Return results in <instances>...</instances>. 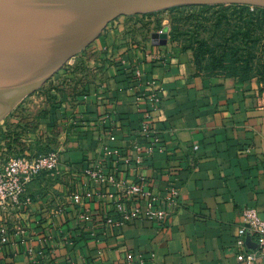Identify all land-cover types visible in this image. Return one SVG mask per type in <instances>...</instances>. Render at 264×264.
Wrapping results in <instances>:
<instances>
[{"label":"crops","instance_id":"1","mask_svg":"<svg viewBox=\"0 0 264 264\" xmlns=\"http://www.w3.org/2000/svg\"><path fill=\"white\" fill-rule=\"evenodd\" d=\"M111 32L95 40L93 54H109L73 104L30 100L59 112L45 130L59 128L60 164L28 186L21 207L0 211V264H247L235 241L246 208L264 218V80L200 70L170 39L123 48ZM98 169L104 180L93 177ZM135 183L166 219L110 222L121 218L120 200L135 204L125 192ZM246 243L257 246L250 235Z\"/></svg>","mask_w":264,"mask_h":264},{"label":"rangeland","instance_id":"2","mask_svg":"<svg viewBox=\"0 0 264 264\" xmlns=\"http://www.w3.org/2000/svg\"><path fill=\"white\" fill-rule=\"evenodd\" d=\"M252 16L256 18L252 19ZM262 16L264 7L254 5H177L155 11L121 15L110 22L111 26L109 23L105 31H112L111 33L121 37L123 40L121 46L126 48L127 43L149 44L152 33L160 32L163 27L169 26L171 42L178 48L189 51L196 64L200 61L202 67H207L221 58H223L221 64H227L223 54L228 51L232 55L233 71L236 75L260 78L259 70L264 64ZM94 43L95 41L78 53L73 63L67 61L41 87L26 96L21 104H17L0 120V145L7 146L10 151L18 150L17 152L22 153L27 151L44 154L58 150L59 128L54 123L50 132L46 131L45 119L52 117L53 122H56L59 112L53 105L49 108L46 104L42 109L41 103L38 106L37 103L32 105L30 100L43 96L50 104L57 99L59 102L70 99V104H73L78 94L86 87L88 73L95 71L100 55L109 54L110 46L93 54ZM87 57L89 58L86 62ZM101 60L100 66L106 63ZM106 60L109 61V57ZM215 70L222 74L227 73L220 66ZM46 134L48 140L45 142L43 137ZM31 136H35L36 144L29 147L26 144L28 142H23L22 139L26 140Z\"/></svg>","mask_w":264,"mask_h":264},{"label":"water","instance_id":"3","mask_svg":"<svg viewBox=\"0 0 264 264\" xmlns=\"http://www.w3.org/2000/svg\"><path fill=\"white\" fill-rule=\"evenodd\" d=\"M192 4L264 7V0H0V120L117 17ZM168 39L169 26L152 33L154 45Z\"/></svg>","mask_w":264,"mask_h":264},{"label":"built area","instance_id":"4","mask_svg":"<svg viewBox=\"0 0 264 264\" xmlns=\"http://www.w3.org/2000/svg\"><path fill=\"white\" fill-rule=\"evenodd\" d=\"M137 80H143V74L140 70H135ZM148 84H152L149 81ZM147 98L154 105L158 102L156 93L148 92ZM3 146L0 154V211L3 213L10 212L23 204V198L28 186L39 176L48 174L54 176L59 169L60 154L58 151H50L44 154L25 153L10 151L7 146ZM141 151V147L135 146ZM150 146L147 152H152ZM94 178L104 180L103 172L97 170L92 172ZM109 180H114L109 177ZM126 195L135 200L131 209H127L125 201L120 200L117 203V211L120 220H110L113 225H122L125 222H131L135 219H157L164 220L168 212L158 206L157 197L149 191L143 183H135L125 188ZM177 194L172 189V195ZM76 201H80V196H76ZM245 223L239 228L235 245L237 248L238 260L247 264H255L258 258H264V218H262L257 209L246 208L243 211ZM252 236L256 241V248H248L246 236ZM5 240V239H4ZM43 252L40 251V255ZM126 264H133L129 259Z\"/></svg>","mask_w":264,"mask_h":264},{"label":"trees","instance_id":"5","mask_svg":"<svg viewBox=\"0 0 264 264\" xmlns=\"http://www.w3.org/2000/svg\"><path fill=\"white\" fill-rule=\"evenodd\" d=\"M237 5V4H235ZM245 7V6H244ZM264 17V16H262ZM252 19H255L256 17L252 16L251 17ZM258 18V17H257ZM223 57L225 58V62H227V64H224L222 65V60L223 58H221L220 60H216V61H213V64L207 66V67H202L201 66V62L199 61L197 63V66L200 70H205L207 72H211V73H214V72H217L215 69L217 68V66H220V68L224 71L226 70V74L227 75H232V76H237L239 77L238 75H236L233 71V66H234V62L232 60V55L230 52L226 51V53L223 54ZM259 75H260V78L264 80V64L262 65V69L259 70ZM240 79H249L251 78V76H244V75H241L239 77Z\"/></svg>","mask_w":264,"mask_h":264}]
</instances>
